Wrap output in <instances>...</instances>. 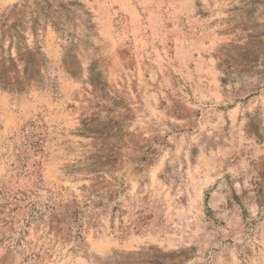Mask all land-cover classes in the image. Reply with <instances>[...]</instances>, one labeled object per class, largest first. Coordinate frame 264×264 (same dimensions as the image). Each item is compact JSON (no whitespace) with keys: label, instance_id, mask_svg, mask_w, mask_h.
Returning a JSON list of instances; mask_svg holds the SVG:
<instances>
[{"label":"rangeland","instance_id":"obj_1","mask_svg":"<svg viewBox=\"0 0 264 264\" xmlns=\"http://www.w3.org/2000/svg\"><path fill=\"white\" fill-rule=\"evenodd\" d=\"M0 264H264V0H0Z\"/></svg>","mask_w":264,"mask_h":264},{"label":"trees","instance_id":"obj_2","mask_svg":"<svg viewBox=\"0 0 264 264\" xmlns=\"http://www.w3.org/2000/svg\"><path fill=\"white\" fill-rule=\"evenodd\" d=\"M32 219H39V220H41L42 218H41V216H37V214H33V215H31L30 216ZM64 228V227H63Z\"/></svg>","mask_w":264,"mask_h":264}]
</instances>
